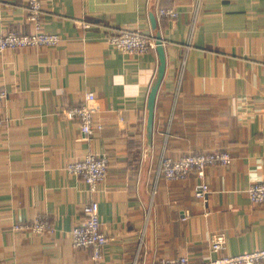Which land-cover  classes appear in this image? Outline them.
Returning a JSON list of instances; mask_svg holds the SVG:
<instances>
[{
	"label": "crops",
	"instance_id": "0c3cea01",
	"mask_svg": "<svg viewBox=\"0 0 264 264\" xmlns=\"http://www.w3.org/2000/svg\"><path fill=\"white\" fill-rule=\"evenodd\" d=\"M16 5L2 11L0 31L30 33L25 0ZM159 8L178 16L159 19ZM43 9L42 30L60 44L0 54V264H93L92 250L69 237L90 200L110 237L98 264L201 262L218 233L226 245L212 258L264 249V205L246 193L264 179V0H47ZM110 28L161 36L166 66L149 143L157 51L123 54ZM86 92L104 123L90 141L64 116ZM211 151L232 162L205 170V202L194 195L196 172L170 181L159 171L162 157ZM89 153L109 163L96 193L65 170ZM40 216L51 233L13 228Z\"/></svg>",
	"mask_w": 264,
	"mask_h": 264
},
{
	"label": "built area",
	"instance_id": "2783aa9c",
	"mask_svg": "<svg viewBox=\"0 0 264 264\" xmlns=\"http://www.w3.org/2000/svg\"><path fill=\"white\" fill-rule=\"evenodd\" d=\"M44 1L25 0L23 6L27 12L25 20L32 26L33 30L27 34L14 30L0 31V54L27 48L55 47L60 44L61 38L58 34L46 33L42 30V19L46 14L43 9ZM16 7V0H0V20L3 10ZM157 15L159 19H175L178 13L172 8H159ZM76 23L84 29L96 26L85 19H76ZM110 29L113 34L108 37V42L123 54L138 56L156 50V40L152 34H145L128 28ZM6 97V91L0 90V101ZM96 103L93 93L86 92L80 105L70 107L64 112L66 119L76 120L79 123L82 134L81 140L83 141H90L93 133L103 128L104 123L94 116ZM119 121L121 122L122 119ZM231 162L232 158L226 151L190 153L178 159L162 157L159 163V171L166 180L170 181L186 179L192 172H196L201 182L194 187V195L197 199L205 202L209 193L208 185L202 182L205 170L209 167L229 166ZM108 169V159L95 153H89L80 159L72 160L65 166L66 172L84 180L91 193H96L98 186L106 181ZM246 193L251 204L264 205V179L250 185ZM82 214L83 218L80 223L69 231L71 244L75 249H91L92 263L98 264L103 257V249L109 243L110 237L102 230L96 201L90 200L85 203L82 207ZM13 228L15 231L36 235L52 232V225L48 218L43 216L30 222L16 223ZM208 244L209 256L204 261L193 262L186 255H183L162 264H264V249L212 258L211 255L218 254L225 249L226 238L222 233L211 235Z\"/></svg>",
	"mask_w": 264,
	"mask_h": 264
},
{
	"label": "water",
	"instance_id": "95a60500",
	"mask_svg": "<svg viewBox=\"0 0 264 264\" xmlns=\"http://www.w3.org/2000/svg\"><path fill=\"white\" fill-rule=\"evenodd\" d=\"M151 24H152L153 29H155L156 25H155V19L153 15L151 16ZM155 40H156V51H157L158 59H159V66H158L157 73L155 75L154 81L150 89V93H149L148 101H147V107H146V110H147V120H146L147 143H149L151 139L152 127H153V116H154V103H155V99H156L159 86L164 76L165 66H166L164 47H163V43H162L161 36L159 33L156 34Z\"/></svg>",
	"mask_w": 264,
	"mask_h": 264
},
{
	"label": "rangeland",
	"instance_id": "374dc122",
	"mask_svg": "<svg viewBox=\"0 0 264 264\" xmlns=\"http://www.w3.org/2000/svg\"><path fill=\"white\" fill-rule=\"evenodd\" d=\"M47 0H45L44 2H43V4L46 2ZM26 12V11H25ZM26 14H27V12H26ZM58 46V45H57ZM34 49V48H33ZM20 50H22V49H20Z\"/></svg>",
	"mask_w": 264,
	"mask_h": 264
}]
</instances>
